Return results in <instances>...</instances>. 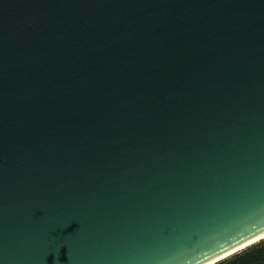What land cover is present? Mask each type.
Listing matches in <instances>:
<instances>
[{
	"label": "water",
	"instance_id": "95a60500",
	"mask_svg": "<svg viewBox=\"0 0 264 264\" xmlns=\"http://www.w3.org/2000/svg\"><path fill=\"white\" fill-rule=\"evenodd\" d=\"M262 234L264 0H0V264H214Z\"/></svg>",
	"mask_w": 264,
	"mask_h": 264
},
{
	"label": "trees",
	"instance_id": "16d2710c",
	"mask_svg": "<svg viewBox=\"0 0 264 264\" xmlns=\"http://www.w3.org/2000/svg\"><path fill=\"white\" fill-rule=\"evenodd\" d=\"M214 264H264V238Z\"/></svg>",
	"mask_w": 264,
	"mask_h": 264
},
{
	"label": "bare ground",
	"instance_id": "6f19581e",
	"mask_svg": "<svg viewBox=\"0 0 264 264\" xmlns=\"http://www.w3.org/2000/svg\"><path fill=\"white\" fill-rule=\"evenodd\" d=\"M262 236H264V234H262V235L256 237L255 239L260 238V237H262ZM255 239H253V240H255ZM253 240H252V241H253Z\"/></svg>",
	"mask_w": 264,
	"mask_h": 264
}]
</instances>
